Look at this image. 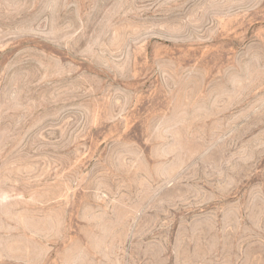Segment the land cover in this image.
I'll use <instances>...</instances> for the list:
<instances>
[{
	"label": "rangeland",
	"instance_id": "obj_1",
	"mask_svg": "<svg viewBox=\"0 0 264 264\" xmlns=\"http://www.w3.org/2000/svg\"><path fill=\"white\" fill-rule=\"evenodd\" d=\"M0 264H264V0H0Z\"/></svg>",
	"mask_w": 264,
	"mask_h": 264
}]
</instances>
